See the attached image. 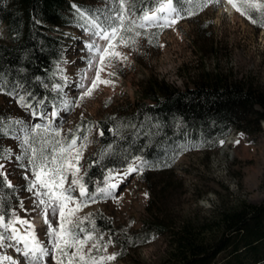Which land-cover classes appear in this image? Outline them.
<instances>
[{"label": "rangeland", "instance_id": "obj_1", "mask_svg": "<svg viewBox=\"0 0 264 264\" xmlns=\"http://www.w3.org/2000/svg\"><path fill=\"white\" fill-rule=\"evenodd\" d=\"M109 2L68 0L67 13L72 24L62 29V57L56 65L57 84L62 85L63 92L56 104L59 115L53 127L62 128V136H67L71 129L73 134L88 138L87 142L81 139L77 144H87L81 150V174L88 156L95 152L99 144L101 131L96 122L109 117L119 118L129 112L138 100H145L149 80H163L184 88L220 73L230 80L248 76L264 87V27L253 25L236 11L234 17L228 16L222 11L225 5L221 4L182 19L170 28L150 27L146 30L147 35L140 38L135 47L119 48L128 54V60L108 70L115 71V76L105 73V79L112 80L113 84L107 87L99 85L90 97L76 107L71 102L77 101L82 92L79 85L91 59L86 48L90 38L79 27L82 21L76 8L94 14L105 10ZM0 40H9L4 24L0 25ZM65 100L70 102L67 110L64 108ZM51 109L52 106H46L43 110L50 112ZM0 114L28 124L45 123L33 119L13 97L4 94H0ZM259 128L253 133L233 128L222 140L224 143H219L212 150L203 149L198 142L185 143L182 153L170 169H144L142 174L133 173L122 182L117 179L119 187L115 195L120 198L118 202L111 198L98 199V202L89 204L77 213L80 217L91 214L95 229L87 220L83 227L94 236H103L101 243H107L109 239L113 242L108 245L107 252L93 250L92 254L99 258L119 253L115 261H105L103 264H162L166 236L156 235L148 243L135 248L128 241L129 246L125 249L119 245L123 232L131 234L139 230L143 219L151 213L160 215L167 223L178 224L186 218L210 217L219 209L236 206L241 200L252 203L264 201V120L259 122ZM232 135L236 137L235 143L226 145V140ZM0 145L20 152L16 140L3 137ZM0 162L5 163L10 173L9 179L15 186L18 197L14 201L16 214L22 219L31 220L36 237L50 247L48 227L43 222L41 210L37 208L32 211L35 198L26 190L28 182L24 179V169L15 160ZM68 179H71L70 175ZM73 195H78V189ZM21 200L23 208L29 210L27 214L20 208ZM37 218L42 222L36 223ZM50 218L55 224L56 218ZM99 218L109 221L112 232L98 224ZM16 226L25 231L24 226ZM3 255L20 259L23 264V258L12 248H0V256ZM48 261L54 264L50 257ZM3 264L10 262L4 261Z\"/></svg>", "mask_w": 264, "mask_h": 264}, {"label": "trees", "instance_id": "obj_2", "mask_svg": "<svg viewBox=\"0 0 264 264\" xmlns=\"http://www.w3.org/2000/svg\"><path fill=\"white\" fill-rule=\"evenodd\" d=\"M130 2L142 15L141 10L156 7L157 0ZM67 9L68 0H0V25H5L9 39L0 40V77L6 89L32 92V103L43 97L46 106L58 104L61 95L51 89L58 82L62 29L72 24ZM262 119L264 87L248 76L230 80L219 73L184 88L149 80L145 100L119 118L96 122L104 134L86 160L83 182L91 193L102 187L108 169L123 170L135 156L152 165L145 170L170 169L183 144L198 142L212 150L233 128L260 130ZM17 199L15 189L0 187V211L10 215ZM97 222L112 232L109 221ZM156 235L166 236L162 264H264V201L241 200L210 217L186 218L178 224L151 213L139 230L123 232L119 245L135 248Z\"/></svg>", "mask_w": 264, "mask_h": 264}, {"label": "snow or ice", "instance_id": "obj_3", "mask_svg": "<svg viewBox=\"0 0 264 264\" xmlns=\"http://www.w3.org/2000/svg\"><path fill=\"white\" fill-rule=\"evenodd\" d=\"M221 4L225 5V11L227 6H231L253 25L264 27V0H157L156 7L146 11L142 9V15L134 11V5L130 0H110L105 10L94 14L81 11L77 7L76 12L82 21L79 27L90 38V42L86 43V48L91 54L88 67L94 70V76L84 74L82 79H88L90 83L80 84L82 92L77 101L71 103L79 107L80 102L90 97L99 85L113 84L112 80L102 79L101 73L106 72L107 76H115V71L108 70L128 60V54L118 49L135 47L138 40L147 35L148 28L153 26L161 29L170 28L182 19ZM141 29L145 31L142 32ZM148 41L152 42L150 36ZM51 90L60 94L63 87L61 84H53ZM0 94L13 97L18 106L27 111L33 119L45 121L43 124H28L21 119L0 117V137L18 141L17 147L20 149V152L16 153L13 148H0V161L15 160L19 167L24 169V179L28 182L26 190L35 198L33 201L35 207L32 211L37 208L41 210L43 222L48 227L47 235L51 245L48 247L41 243L35 235L33 222L20 218L13 209L10 215L0 211L2 229L0 248L14 249L23 258V264H49V257L54 264H103L105 261H115L119 253L99 258L92 254L93 250L107 252L108 245L113 242L109 239L107 243H101L103 236H94L83 227L87 220L95 229L91 214L80 217L77 213L89 204L98 202V199L111 198L118 202L120 198L115 195L119 187L117 179L122 182L133 173L142 174L146 167L152 165L142 156L132 157L126 161L123 170L108 169L103 186H97L95 191L90 193L83 182L84 176L79 166L81 150L87 144L80 143L77 146L78 140L87 142L88 138L73 134L71 129L68 130L67 136H62L63 129L53 127L59 115L55 104L52 105L50 112L43 110L48 103L46 98L42 97L32 103L31 101L35 99L32 92L25 90L21 95L15 89L8 90L2 77ZM63 103L67 110L70 102L65 100ZM99 134L102 136L104 133L101 131ZM220 143L223 144L224 141ZM9 175L5 163L0 162V187L14 189ZM77 189L78 195H73ZM19 203L20 208L27 214L29 210L23 208V201ZM50 217L56 218L55 224ZM17 224L24 226L23 233L16 227ZM4 261L22 264L20 259L9 255L0 256V264Z\"/></svg>", "mask_w": 264, "mask_h": 264}, {"label": "bare ground", "instance_id": "obj_4", "mask_svg": "<svg viewBox=\"0 0 264 264\" xmlns=\"http://www.w3.org/2000/svg\"><path fill=\"white\" fill-rule=\"evenodd\" d=\"M223 9V8H222ZM223 12H225V13H227V15L228 16H230V17H234V15H233V13L235 12V10L234 9H232L231 8V6H227V11H225V9L224 10H222ZM85 73H88V75H89V77H91L93 74H94V70H91V69H89V67L85 70ZM105 73L106 72H102L101 73V78L102 79H105ZM82 83H84L85 85H88L89 83H90V80H88V79H82ZM80 86V85H79ZM103 86H105V87H107V85H103ZM80 90H82L81 88H80ZM235 140H236V137L234 136V135H232V136H230L229 138H228V141H226V145L228 144H231V143H235ZM36 220H37V222H36ZM35 220V222L36 223H41L42 221H41V219L39 218H37ZM37 224V225H38ZM17 228H19L20 230H21V228L19 227V226H16ZM21 232H22V230H21ZM23 233V232H22Z\"/></svg>", "mask_w": 264, "mask_h": 264}]
</instances>
